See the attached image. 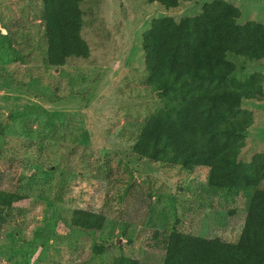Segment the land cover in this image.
<instances>
[{
	"label": "rangeland",
	"instance_id": "374dc122",
	"mask_svg": "<svg viewBox=\"0 0 264 264\" xmlns=\"http://www.w3.org/2000/svg\"><path fill=\"white\" fill-rule=\"evenodd\" d=\"M42 1L0 0V190L33 201L0 213V264H111L117 256L162 264L156 235L174 229L234 243L248 193L213 190L201 169L149 163L130 151L158 107L140 34L151 18L192 17L209 0L176 11L149 0H83L90 57L69 58L65 73L52 74L45 69ZM234 1L264 21V0ZM255 71L264 79V66ZM242 107L254 121L245 135L248 159L264 153V96ZM77 209L102 215L103 225L72 232L64 221Z\"/></svg>",
	"mask_w": 264,
	"mask_h": 264
},
{
	"label": "trees",
	"instance_id": "16d2710c",
	"mask_svg": "<svg viewBox=\"0 0 264 264\" xmlns=\"http://www.w3.org/2000/svg\"><path fill=\"white\" fill-rule=\"evenodd\" d=\"M149 1L176 11L192 0ZM82 2L42 1L45 69L50 73H65L69 58L90 57L82 36ZM197 5L200 11L192 17L151 18L140 34L147 84L158 107L138 129L130 151L149 163L186 172L201 169L213 190L248 193L245 221L234 243L174 229L156 235L162 264H264V153L248 159L243 153L254 121L242 107L244 101L264 96L263 76L255 71L264 66V21L234 0ZM17 59L14 51L11 60ZM80 95L87 108L89 100ZM27 201L33 202L25 193L0 190V213ZM103 221L100 214L77 209L64 224L72 232L97 231ZM101 250L97 246L96 256ZM111 264L139 262L117 256Z\"/></svg>",
	"mask_w": 264,
	"mask_h": 264
}]
</instances>
